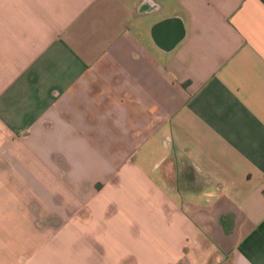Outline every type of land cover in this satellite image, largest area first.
Listing matches in <instances>:
<instances>
[{
  "label": "crops",
  "instance_id": "crops-1",
  "mask_svg": "<svg viewBox=\"0 0 264 264\" xmlns=\"http://www.w3.org/2000/svg\"><path fill=\"white\" fill-rule=\"evenodd\" d=\"M0 264H264V0H0Z\"/></svg>",
  "mask_w": 264,
  "mask_h": 264
}]
</instances>
